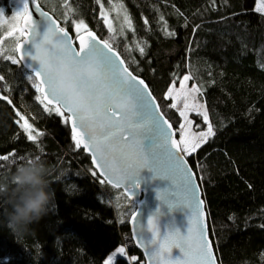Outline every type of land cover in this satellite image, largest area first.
<instances>
[{
  "label": "trees",
  "instance_id": "16d2710c",
  "mask_svg": "<svg viewBox=\"0 0 264 264\" xmlns=\"http://www.w3.org/2000/svg\"><path fill=\"white\" fill-rule=\"evenodd\" d=\"M44 3L60 19L68 12L60 0ZM0 4L12 15V0ZM69 4L78 13L75 19H83L100 38L109 39L130 69L146 80L175 128L181 117L170 107L172 101L164 99V92L174 80L178 84L186 74L193 77L191 83L200 89L215 135L188 160L203 192L218 260L220 264H264V68L260 66L264 64V15L254 11L256 0H227L226 4L217 0L215 11L208 0H100V4L69 0ZM101 4L106 8L122 4L135 31L125 29L123 36L110 33L100 15ZM161 14L174 36L161 30ZM195 25L201 27L194 33ZM68 29L72 30L70 24ZM5 36L0 30L3 55L17 57L11 51L15 39ZM137 43L145 48L143 56ZM28 73L0 56V75L5 77L0 94L8 95L44 135L36 143L27 140L14 122L13 108L0 100V154L15 150L19 157L40 155L50 168L54 199L48 213L20 236L6 226L7 205L0 199V264H103L120 246L129 256L118 257L114 264H146L129 227L135 203L125 196L133 207L118 218L111 195L122 190L101 183L96 171L74 165L80 149H75L73 140H57L62 129L72 137L69 125L54 112L43 111L35 99L40 93L32 86L38 82L29 81ZM193 118L197 129L206 128L201 117ZM0 163L4 165L0 183H8L17 163ZM131 256L138 260L130 261Z\"/></svg>",
  "mask_w": 264,
  "mask_h": 264
},
{
  "label": "snow or ice",
  "instance_id": "6c2138e0",
  "mask_svg": "<svg viewBox=\"0 0 264 264\" xmlns=\"http://www.w3.org/2000/svg\"><path fill=\"white\" fill-rule=\"evenodd\" d=\"M43 2L46 0H16L17 7L12 18L14 22L9 24L11 30L5 35L13 37L15 33H19L15 36V45L11 50L18 53L19 58L15 55H3V47H0V56L13 65L19 64L28 69L26 78L29 81H39L32 85L40 93L35 99L43 105L44 112H54L62 117L63 123H71L74 147L81 149L82 146L83 150L91 152L96 168L102 169L101 183L106 181L117 189L123 186L135 196L134 190L145 180L143 170L151 173L150 179L153 181L160 178L170 182L164 188L155 189L156 199L160 203L146 220L140 214H132L133 221L140 224L139 231L135 227L133 229L134 235L138 237L136 242L145 248V254L152 264H219L213 241L206 234L205 213L200 208L204 201L197 195V173L193 172L185 158V155L192 156L196 153L197 149L208 142L210 136L215 135L212 124L208 122L207 111L203 113L207 130L198 133L201 138L199 142H190L183 134L179 141L173 139L174 133L170 131L172 125L159 111L160 106L148 85L133 74L130 64L110 40L98 37L83 19H75L78 13L70 6L69 0H60L68 9L61 19H54L52 14L44 11L41 6ZM216 2L217 0H208L210 10H217ZM97 3L100 4V0ZM223 3L226 4L227 0H223ZM3 11L0 8V17ZM254 11L264 15V0H256ZM177 12L183 16L178 9ZM100 15L108 31L114 35H125V26L135 31L126 11L119 29L113 27L103 4L100 5ZM159 19L165 35L174 36L175 32L167 31V21L163 14ZM18 20H22V23H17ZM62 22L65 26H61ZM7 23L0 19V25ZM144 23L148 25L147 18ZM69 24L75 33V39L68 31ZM200 27L201 25H195L193 32ZM2 44L3 41L0 40V45ZM135 47L140 55L145 54V48L139 43ZM132 63H136L135 59ZM260 66L264 68V64ZM192 78L190 74L184 75L180 81L181 87L184 86L183 81ZM4 80L5 77L0 75V82ZM175 84L174 80L164 96V99L173 100L171 108H177L173 96ZM199 90L193 84L192 91ZM0 100L13 108L17 117L14 122L26 134L27 140L36 143L38 137L44 135L35 129L34 121L30 122L29 117L15 107L8 95L0 94ZM188 107L185 102L183 108ZM178 111L181 116H185L184 110ZM65 112L68 113L67 116ZM39 151L43 153L44 150L39 147ZM35 157L41 158L40 155ZM26 158L17 156L15 150L0 154V162L10 164ZM196 166L197 169L201 168L199 162ZM0 167L4 165L0 163ZM92 175L97 174L92 172ZM177 180L182 193L180 197L176 194ZM181 205L191 209L186 233L169 225H165L164 232L160 231L154 216H163L165 206L171 211ZM174 248L179 249V254L175 257L172 255ZM125 254L126 248L118 247L103 264H114L118 257L124 258ZM129 260L137 261L138 258L131 256Z\"/></svg>",
  "mask_w": 264,
  "mask_h": 264
},
{
  "label": "clouds",
  "instance_id": "9594fccd",
  "mask_svg": "<svg viewBox=\"0 0 264 264\" xmlns=\"http://www.w3.org/2000/svg\"><path fill=\"white\" fill-rule=\"evenodd\" d=\"M50 168L41 158H26L15 164L8 183H0V199L7 205L6 226L20 236L46 215L54 199Z\"/></svg>",
  "mask_w": 264,
  "mask_h": 264
},
{
  "label": "rangeland",
  "instance_id": "374dc122",
  "mask_svg": "<svg viewBox=\"0 0 264 264\" xmlns=\"http://www.w3.org/2000/svg\"><path fill=\"white\" fill-rule=\"evenodd\" d=\"M12 2L14 4V10H13L12 15H10V16L7 15L5 8L0 4V8L4 9L3 15H2V17H0V19H3V20L8 22L7 24L0 25V30H3L4 34L7 31L11 30L9 28V24L14 22L12 18L14 15V11L17 7V4H16V0H12ZM42 5H44L48 11H50L56 17H58V19H60V17L58 16L56 11H54V9L52 7H50L48 4H45L44 2L42 3ZM53 5L55 6L54 3H53ZM104 9H105L107 16H108L109 20L111 21L113 27L119 29L122 22H123V16L125 14L124 8L121 9V5L117 4L112 8L104 7ZM117 10H119V11H117ZM21 21L22 20H18L16 22L21 23ZM125 29H128L127 26H125ZM71 31L73 32V28ZM16 35H19V33L18 32L15 33V35L13 36L14 39H15ZM73 35L75 37L74 32H73ZM5 37L7 38L8 36H5ZM183 84H184V86L181 87V84L179 82L178 84H175V87L173 89V96L175 97V102L177 104V108H175V109L177 110L179 115H180V111H178V109L185 111V116L180 115L181 123L176 128L177 133H178L177 139L179 141L181 134H183L186 137V139H188L190 142H199V140L201 138L199 137L198 133L207 130V123L203 119V113L205 110L207 111V108H206L205 103L203 101H201V99H200V91L199 92L192 91L193 84L191 83V79L187 80V81H183ZM168 89L166 90V92L168 91ZM166 92H164V96H165ZM169 100H171L173 103L172 99H169ZM185 102H187L189 105V107L187 109L183 108V105ZM198 112L200 114H197ZM193 115H197V116L202 118L204 124L206 125L205 129H197L195 127V125H194L195 119L193 118ZM208 122H209V120H208ZM181 125H183L184 127L181 128ZM33 134L34 135L36 134L35 131L33 132ZM57 140L60 143H65V142L72 141L73 139L70 136V134L68 135V133L64 129H62V131L60 132V134L57 137ZM181 148H183V144H181ZM188 157L189 156H187V158ZM73 159H74V165L76 167L86 169V170L96 171L92 166L90 157L87 154H85V152L82 149L79 150L78 154H76ZM125 196L126 195L123 194V192L119 191V190L111 195V203L114 206L116 213L118 214V218H119L120 212L122 214H128L129 211L131 210V208L133 207L131 201L129 199H127ZM125 256H127V257L129 256L127 251H126Z\"/></svg>",
  "mask_w": 264,
  "mask_h": 264
},
{
  "label": "water",
  "instance_id": "95a60500",
  "mask_svg": "<svg viewBox=\"0 0 264 264\" xmlns=\"http://www.w3.org/2000/svg\"><path fill=\"white\" fill-rule=\"evenodd\" d=\"M42 8H43L44 11H47L43 6H42ZM50 14H52V13H50ZM53 18L57 19L54 15H53ZM21 23H22V21H21ZM68 31L70 33H72V35H73V32L71 30L68 29ZM92 31H94V30H92ZM97 36L99 37L98 34H97ZM73 39H75L74 35H73ZM76 44L78 46V41H76ZM17 57L19 58V54L18 53H17ZM26 70L29 71L28 69H26ZM133 74L137 75L134 72H133ZM140 79H143L145 81V83L148 85V83L146 82V80L144 78L140 77ZM37 82L39 83V81H37ZM148 87H149V85H148ZM149 89L151 90L150 87H149ZM151 93L155 97L156 103L159 104V101L156 98V96L154 95V93L152 92V90H151ZM159 106H160V104H159ZM159 111L162 112L161 107L159 108ZM65 114H66V116L68 115L67 112H65ZM164 118L172 125V129L170 130L172 133H174L172 138L178 140L177 139V134L178 133H177V130L174 127L173 123L166 117L165 114H164ZM68 125H69L70 131H71V123L69 122ZM81 149L83 150L82 146H81ZM83 151L85 152V154H87L90 157L93 168L96 170V172L99 175V177L101 179H103L102 169L96 168V165L92 161L91 152L85 151V150H83ZM185 158L187 159L188 165L192 168V166H191V164H190V162H189V160H188L186 155H185ZM192 170H193V172H195L193 168H192ZM142 175L145 177V180L141 181L140 182L141 186L134 190L135 191V196H133L123 186H121L119 189H121L124 192V194L127 196V198H129L133 202L135 201L136 209H135V211L133 213H137L138 215L139 214L142 215L143 218L146 220L147 216L150 213H154L157 205L160 203L156 199L155 189L157 187L164 188V187L168 186L170 184V182L167 181V180H162L160 178H157L154 181L151 180L150 179L151 173H149L147 170H143L142 171ZM196 182L199 185V188H198V191H197L198 198L202 199L204 201V204L201 205L200 208L205 213L204 223L207 225V233L206 234H207V237L212 240L211 234H210V229H209V215H208L206 202H205L204 197H203V192H202L198 177H196ZM176 185H177V193L176 194H177V197H180L182 195V193H181V191L179 189V181L178 180L176 181ZM194 207H195V201H193V208ZM163 211L165 213L163 216H154V220L157 221V227L159 228L160 231L164 232L166 230L165 229V225H169V226L174 227V228H179L181 233H186L187 227H188V216L191 214V209L190 208H188L187 206L181 205V206H178L175 209L169 211L167 209V207L165 206ZM129 227H130L132 239H133V241L135 243V246L142 253V255H143L144 259H145V263L146 264H152V262L149 261L148 256L145 254V248L142 247L140 244H138L136 242L138 237L136 235H134L133 229L135 227L137 229V231H139L140 230V224L135 223L133 221L132 215L130 216V219H129ZM145 227H146V221H145ZM213 248H214V251H216L215 247H214V244H213ZM178 254H179V249L174 248L172 250V255L175 257ZM217 259H218V256H217ZM219 264H220V262H219Z\"/></svg>",
  "mask_w": 264,
  "mask_h": 264
}]
</instances>
